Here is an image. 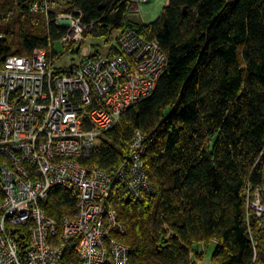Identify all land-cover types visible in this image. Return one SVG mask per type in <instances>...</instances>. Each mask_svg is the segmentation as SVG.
Masks as SVG:
<instances>
[{"label":"trees","instance_id":"1","mask_svg":"<svg viewBox=\"0 0 264 264\" xmlns=\"http://www.w3.org/2000/svg\"><path fill=\"white\" fill-rule=\"evenodd\" d=\"M35 0H4L0 65L9 56L46 53L63 35L51 16L31 14ZM157 20H132L124 0H64L93 29L88 38L113 42L131 29L156 41L168 58L152 94L128 108L99 136L89 163L114 171L132 134L145 135L152 195L137 201L116 182L105 206L124 224L131 264H191L190 251L215 250L212 264H264V218L246 212V192L263 186L264 0H167ZM95 54L100 46L92 44ZM79 55V49L74 50ZM120 55L116 45L107 56ZM43 210L58 220L73 198L54 188ZM264 202V196H262ZM263 225L260 228V225ZM62 264H75L68 245ZM202 254L200 256H202ZM199 256V257H200Z\"/></svg>","mask_w":264,"mask_h":264},{"label":"built area","instance_id":"2","mask_svg":"<svg viewBox=\"0 0 264 264\" xmlns=\"http://www.w3.org/2000/svg\"><path fill=\"white\" fill-rule=\"evenodd\" d=\"M124 1L132 13L146 2ZM59 3L35 0L30 12L51 16L65 30L61 50L79 49V63L54 70L51 48L49 54L36 49L29 57L9 56L0 65V264H62L68 245L75 264H131L124 224L105 203L116 182L137 201L152 195L143 161L145 135L132 134L114 171L89 160L96 139L152 94L168 58L156 41L131 29L95 54L84 40L93 24L83 22L80 10L61 11ZM114 45L120 55L108 57ZM262 167V188L245 197L246 212L256 219L264 218V162ZM56 187L73 198L75 208L58 220L43 210ZM197 248L189 253L191 264L200 263L204 244Z\"/></svg>","mask_w":264,"mask_h":264},{"label":"rangeland","instance_id":"3","mask_svg":"<svg viewBox=\"0 0 264 264\" xmlns=\"http://www.w3.org/2000/svg\"><path fill=\"white\" fill-rule=\"evenodd\" d=\"M64 0H60L63 4ZM4 0H0V8L3 6ZM60 4V3H59ZM167 5V0H146L145 3L141 4L140 10L138 13L130 12V15H132V20L134 21H140L142 23H150L158 19L159 13ZM60 10L63 11V7L59 6ZM130 10V7H129ZM85 42L86 46H92V44H96L100 46L101 53L104 52V40L101 39H94V38H88ZM75 47L71 48L70 51H66L65 53L61 50L60 42L54 44V52L56 53V56L53 59V69L59 70V69H67L70 68L72 65H76L79 63V55L75 53ZM216 247H214V244H210L207 251L202 254V256H197V260L200 262L199 264H212V255Z\"/></svg>","mask_w":264,"mask_h":264},{"label":"crops","instance_id":"4","mask_svg":"<svg viewBox=\"0 0 264 264\" xmlns=\"http://www.w3.org/2000/svg\"><path fill=\"white\" fill-rule=\"evenodd\" d=\"M168 3V2H167Z\"/></svg>","mask_w":264,"mask_h":264}]
</instances>
